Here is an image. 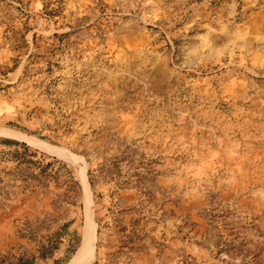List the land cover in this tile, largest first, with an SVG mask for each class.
<instances>
[{
	"label": "rangeland",
	"instance_id": "1",
	"mask_svg": "<svg viewBox=\"0 0 264 264\" xmlns=\"http://www.w3.org/2000/svg\"><path fill=\"white\" fill-rule=\"evenodd\" d=\"M0 133V264H264V0H0Z\"/></svg>",
	"mask_w": 264,
	"mask_h": 264
},
{
	"label": "bare ground",
	"instance_id": "2",
	"mask_svg": "<svg viewBox=\"0 0 264 264\" xmlns=\"http://www.w3.org/2000/svg\"><path fill=\"white\" fill-rule=\"evenodd\" d=\"M13 136H15V134ZM25 140L28 142V144L35 146L41 150H47L48 152L52 153L55 156L60 157L61 159H64L67 161H70L71 159L72 160L76 159L75 157L70 158L66 154H64L60 151L54 150V149H52V148H50V147H48V146H46V145H44L38 141L35 142V141H32V140L27 139V138H25ZM83 179H84V176H83ZM86 203H87V201L85 202V204ZM85 227L86 228L84 229V232L82 233L81 244H80L79 248L77 249L76 253L74 254V256L72 257L69 264H90L91 255H92V253L90 254V249H91L90 247H91L92 239H90V236H91L90 233L91 232H90L89 220H87Z\"/></svg>",
	"mask_w": 264,
	"mask_h": 264
},
{
	"label": "water",
	"instance_id": "3",
	"mask_svg": "<svg viewBox=\"0 0 264 264\" xmlns=\"http://www.w3.org/2000/svg\"><path fill=\"white\" fill-rule=\"evenodd\" d=\"M30 139V138H29ZM30 140H32V139H30ZM33 141V140H32ZM81 179V178H80ZM81 184H82V189H83V183H82V180H81Z\"/></svg>",
	"mask_w": 264,
	"mask_h": 264
}]
</instances>
